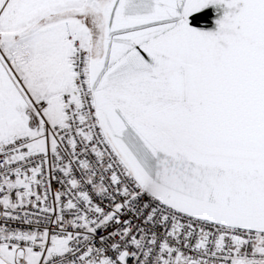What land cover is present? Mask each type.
Returning a JSON list of instances; mask_svg holds the SVG:
<instances>
[{
  "label": "snow or ice",
  "instance_id": "6c2138e0",
  "mask_svg": "<svg viewBox=\"0 0 264 264\" xmlns=\"http://www.w3.org/2000/svg\"><path fill=\"white\" fill-rule=\"evenodd\" d=\"M0 264H264V0H0Z\"/></svg>",
  "mask_w": 264,
  "mask_h": 264
}]
</instances>
